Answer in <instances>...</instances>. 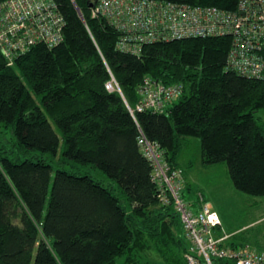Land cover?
<instances>
[{
	"label": "trees",
	"instance_id": "trees-1",
	"mask_svg": "<svg viewBox=\"0 0 264 264\" xmlns=\"http://www.w3.org/2000/svg\"><path fill=\"white\" fill-rule=\"evenodd\" d=\"M53 1L64 22L59 44H36L10 65L0 51V264H152L135 258L150 251L162 264H186L179 218L160 206L136 139L142 131L180 168L182 141L198 138L204 165L226 163L238 192L264 197V120L256 116L264 81L226 69L227 37L159 42L131 55L117 50L111 24L92 17L96 0ZM146 77L183 86L165 113L129 112ZM111 78L120 92L106 89Z\"/></svg>",
	"mask_w": 264,
	"mask_h": 264
},
{
	"label": "built area",
	"instance_id": "built-area-1",
	"mask_svg": "<svg viewBox=\"0 0 264 264\" xmlns=\"http://www.w3.org/2000/svg\"><path fill=\"white\" fill-rule=\"evenodd\" d=\"M92 17H102L120 33L118 51L139 55L150 44L190 38L230 39L226 69L239 76L264 81V0H238L234 10L200 7L157 0H96ZM64 22L53 0H6L0 3V51L10 65L15 56L43 43L51 48L62 40ZM108 91L120 92L111 78ZM183 86L162 85L144 78L138 87V102L129 112L165 113L179 99ZM140 154L148 162L150 181L160 206L178 216L187 243L186 264H264V253L249 246L231 248L230 236L221 229L218 214L202 193L188 203L180 168L172 167L164 151L142 131L136 139ZM222 261V262H221ZM221 262V263H220Z\"/></svg>",
	"mask_w": 264,
	"mask_h": 264
},
{
	"label": "rangeland",
	"instance_id": "rangeland-1",
	"mask_svg": "<svg viewBox=\"0 0 264 264\" xmlns=\"http://www.w3.org/2000/svg\"><path fill=\"white\" fill-rule=\"evenodd\" d=\"M256 116L264 120V110L257 112ZM178 164L185 181V200L192 203L196 194L202 193L209 207L225 220L227 231L234 233L231 240L236 246L248 245L250 249L264 253V197L238 192L231 183L226 163L204 165L198 138L189 137L182 141ZM83 173L104 186L116 187L115 182L96 168L84 167ZM135 258L162 264L155 251L139 253ZM122 261L123 258H119L115 264H121Z\"/></svg>",
	"mask_w": 264,
	"mask_h": 264
},
{
	"label": "crops",
	"instance_id": "crops-1",
	"mask_svg": "<svg viewBox=\"0 0 264 264\" xmlns=\"http://www.w3.org/2000/svg\"><path fill=\"white\" fill-rule=\"evenodd\" d=\"M218 216H219V218H220V220H221V224H222V225H221V229H220L219 231L216 230V231L214 232V234L217 235V237L221 236L222 233H225L226 235H229L230 238H229V240H228L226 243H227V245H231V244L233 243V241L231 240V238H232V235H233L234 233H230V232L227 231L226 227H224V222H225V220H224L222 217H220L219 214H218Z\"/></svg>",
	"mask_w": 264,
	"mask_h": 264
},
{
	"label": "water",
	"instance_id": "water-1",
	"mask_svg": "<svg viewBox=\"0 0 264 264\" xmlns=\"http://www.w3.org/2000/svg\"><path fill=\"white\" fill-rule=\"evenodd\" d=\"M93 5H94V3L93 2H91V3H89V8H92L93 7Z\"/></svg>",
	"mask_w": 264,
	"mask_h": 264
},
{
	"label": "bare ground",
	"instance_id": "bare-ground-1",
	"mask_svg": "<svg viewBox=\"0 0 264 264\" xmlns=\"http://www.w3.org/2000/svg\"><path fill=\"white\" fill-rule=\"evenodd\" d=\"M94 6V5H93ZM93 8V7H92ZM91 11H92V9H91ZM91 15H92V12H91ZM98 18H102V17H98ZM102 19H104V18H102ZM108 22V21H107ZM109 23V22H108ZM110 24V23H109ZM114 27V26H113ZM114 29H115V27H114Z\"/></svg>",
	"mask_w": 264,
	"mask_h": 264
}]
</instances>
